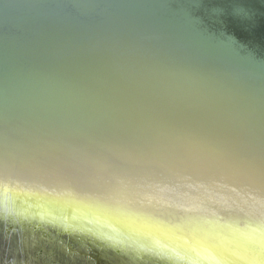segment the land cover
Wrapping results in <instances>:
<instances>
[{"label": "water", "instance_id": "95a60500", "mask_svg": "<svg viewBox=\"0 0 264 264\" xmlns=\"http://www.w3.org/2000/svg\"><path fill=\"white\" fill-rule=\"evenodd\" d=\"M3 201L74 247L9 223L15 261L202 260L226 231L198 213L221 209L262 220L237 236L264 264V0H0Z\"/></svg>", "mask_w": 264, "mask_h": 264}, {"label": "bare ground", "instance_id": "6f19581e", "mask_svg": "<svg viewBox=\"0 0 264 264\" xmlns=\"http://www.w3.org/2000/svg\"><path fill=\"white\" fill-rule=\"evenodd\" d=\"M202 195L203 198H205V192H200L198 194V196L200 197ZM138 205H134L133 207H140V206H144L145 204L142 202H138ZM9 204L5 203L3 201V203H0V228L2 225H14V232H18L21 225L24 224H29L30 228L27 230V233H29L30 235H27L24 238V241H26L27 243L30 244V246H32L33 244H39L42 246H48L47 248H49L50 250L53 251V253H57L59 255H61L60 253V247L65 248L66 246H70L71 249H74L73 246H71L68 242L69 237L66 235L64 238L62 237V239H58V240H54V238H50L51 236H45L44 234H42V231L40 233V229L39 227H44L43 223H39V224H34L35 222L32 221L33 224H31L29 222V220L25 219V215H23V210L20 211L18 209V206H16V210L15 212H13L12 210L9 209L8 207ZM162 210V209H160ZM160 210H155L153 213L158 214L159 217H155L157 220L160 219V214L162 215V212H164V210L160 211ZM238 210L234 211V210H228V211H224V210H213L210 211L208 210V212L205 211H201V213H198L200 215H203L201 218H204L202 220H204L205 222H208V220H212V219H205V218H209V217H216L218 220L217 221H213L208 223L210 224V226L212 228H214V230H218L220 231H226V236L229 237H222V241L219 240H215L212 238H208L207 244L210 246V250L207 253H202L204 254V259H200L197 256L195 258H186V254L182 253V252H178L177 250L175 252L172 253V258L169 255H165V254H161L160 258H162L165 261H168L165 258H171L172 261L170 262L171 264H173V262H179V264H253V260L252 259H248L245 255L246 254H241V252H239L238 250H241L242 252L247 253V249L245 247H240L238 242H239V238H238V233H242L244 230L246 229H250V227L252 224L250 222H257V221H262L256 218V215L253 214L255 217V219L253 221H250V219H245V218H238L239 214L241 215L242 212H237ZM134 213V212H133ZM173 214H176V212H173ZM170 216L172 214H169ZM133 217H136L134 215L131 214V221L134 220ZM173 217V216H171ZM4 218V219H3ZM200 219V217H199ZM214 219V218H213ZM173 222H175L174 219H171ZM201 221V220H200ZM38 223V222H36ZM261 223V222H259ZM21 224V225H20ZM203 224V223H201ZM197 226H199V223L197 222ZM166 228V227H165ZM168 229V228H166ZM206 229V228H205ZM48 231H50V229H48ZM15 232V234H16ZM223 233V232H222ZM235 233V234H234ZM12 235V234H11ZM5 236V242L6 243H13L16 244L18 243L17 239H15V236L13 237V240L8 241V237L7 235ZM73 236V235H71ZM196 236H201V235H196ZM232 236H233V242H232ZM53 237V236H52ZM181 237V236H180ZM15 239V240H14ZM191 237L185 236V234L180 238V241L188 244L191 243ZM8 245V244H7ZM122 244H115L113 243L112 248L109 249L108 251H105V254H107L105 261V264H137L138 263V259L135 258L134 255L138 254L139 250H136L135 248H131V247H122ZM3 249H0V263L1 264H19L15 261V255L16 252L19 251V247L18 245L16 246V252L10 250L9 246H6L5 243L2 245ZM7 248V250H5ZM117 248H122L123 250H121L120 253H118V255H116L112 250L117 249ZM9 249V251H8ZM4 251H8V253H4ZM198 251V250H197ZM199 252V251H198ZM228 252L231 256L229 257V259H231L230 261L227 260L226 261V257L222 256V253H226ZM132 253V255L134 256L132 259L129 257V254ZM221 253V255H219ZM152 254H154L151 250H147L145 249L143 251V258L145 256H148V260L151 258ZM63 256H65L63 254ZM140 258V257H139ZM154 258H159L156 255L154 256ZM14 259V260H13ZM254 259H256L254 257ZM161 260V261H163ZM13 261H15L13 263ZM146 262V261H145ZM144 262H141V259H139V264H146Z\"/></svg>", "mask_w": 264, "mask_h": 264}, {"label": "rangeland", "instance_id": "374dc122", "mask_svg": "<svg viewBox=\"0 0 264 264\" xmlns=\"http://www.w3.org/2000/svg\"><path fill=\"white\" fill-rule=\"evenodd\" d=\"M5 234L3 233V232H0V245L2 246L4 243H5V245L6 244H9V243H6L5 242V236H4ZM53 238H56V236H54ZM11 240V238L10 239H8V241H10ZM11 244V243H10ZM30 248V247H29ZM34 247H31L30 249H33ZM15 249H16V246L13 244L11 247H10V250H11V252L12 251H15ZM5 250H7V248L5 249ZM8 251H9V249H8ZM8 251H4V253H8ZM45 253H51V255H53V259H55V260H62L61 259V257L57 254V253H52L51 251H45ZM32 257V258H31ZM36 256H35V254H34V252H29L28 253V251H24V252H22V253H20L19 255H18V257L16 256V261H26V262H30L31 264H35L36 262L37 263H39V264H42V263H44L43 262V260L41 259L42 257H40L37 261H36V258H35ZM1 264V263H0Z\"/></svg>", "mask_w": 264, "mask_h": 264}]
</instances>
